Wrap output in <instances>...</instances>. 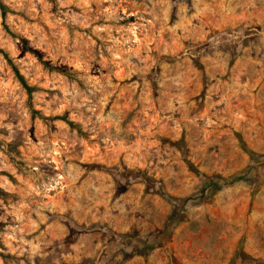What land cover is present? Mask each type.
<instances>
[{"label":"rangeland","instance_id":"1","mask_svg":"<svg viewBox=\"0 0 264 264\" xmlns=\"http://www.w3.org/2000/svg\"><path fill=\"white\" fill-rule=\"evenodd\" d=\"M2 2L0 264H264V0Z\"/></svg>","mask_w":264,"mask_h":264},{"label":"trees","instance_id":"2","mask_svg":"<svg viewBox=\"0 0 264 264\" xmlns=\"http://www.w3.org/2000/svg\"><path fill=\"white\" fill-rule=\"evenodd\" d=\"M7 12H8V7H7V5H6L5 3H3L2 0H0V15H1L2 17H5V15L7 14ZM247 153L250 154V151H249V152L247 151ZM181 217L183 218V216H181ZM180 219H181V218H180Z\"/></svg>","mask_w":264,"mask_h":264}]
</instances>
